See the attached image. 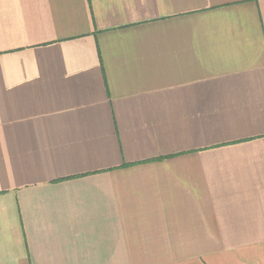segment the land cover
Wrapping results in <instances>:
<instances>
[{
    "label": "crops",
    "instance_id": "obj_1",
    "mask_svg": "<svg viewBox=\"0 0 264 264\" xmlns=\"http://www.w3.org/2000/svg\"><path fill=\"white\" fill-rule=\"evenodd\" d=\"M0 264H264V0H0Z\"/></svg>",
    "mask_w": 264,
    "mask_h": 264
}]
</instances>
